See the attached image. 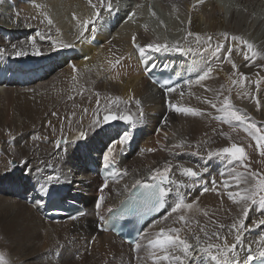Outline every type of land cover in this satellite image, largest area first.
Returning <instances> with one entry per match:
<instances>
[{
	"label": "bare ground",
	"instance_id": "1",
	"mask_svg": "<svg viewBox=\"0 0 264 264\" xmlns=\"http://www.w3.org/2000/svg\"><path fill=\"white\" fill-rule=\"evenodd\" d=\"M92 2L99 5V0ZM127 2L130 0H111V14L100 8L101 15L97 18L89 0H0V77L8 76L10 81L9 85L0 84V135H15V157L19 160L13 166L0 161V196H4L0 197V245L6 249L5 256L12 264H154L153 249L147 244L158 237L161 229L178 227L180 213L162 214L148 224L139 248H132L111 234L100 233L99 218L121 204L136 185L158 182L152 176L166 166L170 168V179L187 185L180 191L185 203L194 206L191 211L183 210L192 223L191 231L179 226L183 229L181 237L193 245L196 243L193 233L204 240L195 224L199 220V227L207 226L210 234L219 232L230 243L235 242V230L230 229L241 218V206L228 193L242 190L243 186L237 189L233 179L231 170L235 163L230 165L217 156H208L209 151L228 142L215 129L224 130L215 118L219 117V111L205 101L211 100L219 108L227 97L232 108L245 116L248 123L264 129V59L245 60L246 46L231 39L242 37L264 54V10L251 0L176 3L165 0L154 4L156 16L161 20L165 17L164 26L146 12L150 31L142 30L146 20L140 15L129 19L123 9L118 10L121 20L111 26L109 22L118 16L114 9ZM61 15L64 23L68 21L65 28H60ZM85 20H92L95 29L89 24L81 35ZM165 28L162 39L157 40L158 32ZM189 32L193 36L189 37ZM196 34L202 37L199 44L195 41ZM133 36L135 44L140 45L137 50ZM208 36L213 37L210 43L203 39ZM32 37L36 38L39 56L32 54ZM177 37L180 43L173 45ZM91 39L96 44H91ZM157 43L168 46L164 54V50L156 52L147 47ZM65 44L70 47H63ZM218 44L222 45L221 51L215 53ZM17 51L27 54L16 56ZM21 62L42 64L43 76L34 74L18 80L15 75L24 71L19 66ZM208 68L213 69L209 78L196 83ZM161 75H169L172 81H190L172 87L176 91L169 93L170 87L158 90L148 81L149 76ZM233 80L239 83L233 84ZM256 80H260L259 85L254 83ZM117 98L118 106L113 103ZM175 107H192L202 115L178 113ZM106 108L109 114L128 112L134 122L117 120L105 126L102 118ZM95 120L101 122L94 123ZM116 125L120 131L114 130ZM81 132L85 133L83 138ZM35 133L40 139L33 143L31 138ZM215 133L219 140L213 136ZM65 135L68 142L56 151L57 144L53 141L58 142ZM124 135L130 137L129 142L136 141L138 148L125 158L122 152L114 153L122 148L121 144L116 145L113 160L122 174L116 182L107 183L104 192H99L95 188L98 178L88 172L90 162H85L98 147L101 148L96 153L104 161L109 145ZM181 143L182 148L173 147ZM140 149L145 153H140ZM250 160L245 163L246 168L242 167L246 171L254 164ZM185 167L200 175L183 176L180 170ZM49 175L58 176L59 181L48 182ZM211 177H215V184ZM225 181L228 187H224ZM45 182L47 189L42 191L41 184ZM165 186L175 190V185ZM14 187L24 192L20 189L14 192ZM190 188L193 190L189 191ZM101 196L104 203L97 209ZM177 198L169 193L170 210ZM74 200L87 206L85 217L63 223L43 219L46 209ZM204 212L214 221L204 216ZM260 218L264 216L259 206L250 205L244 219L249 230L241 231L242 243L237 246L241 260L249 246L254 255L261 248L264 225L258 228L252 225ZM220 224L224 225L223 229L218 227ZM211 242L221 243L215 238ZM156 255H160L159 250ZM185 264L216 262L197 249Z\"/></svg>",
	"mask_w": 264,
	"mask_h": 264
},
{
	"label": "snow or ice",
	"instance_id": "2",
	"mask_svg": "<svg viewBox=\"0 0 264 264\" xmlns=\"http://www.w3.org/2000/svg\"><path fill=\"white\" fill-rule=\"evenodd\" d=\"M89 4L93 9H96L95 15L97 18L100 17V8H103L106 10L109 14H111L113 8L111 0H99V5L92 2V0H89ZM134 16L135 13H132ZM51 19H48V24H51ZM93 25V30L95 29V24L92 20H85L83 22V30L81 31V35H83V31L88 30V25ZM39 35V33H37ZM226 35V34H225ZM188 36H193V33L189 32ZM44 37L41 36V39ZM205 39L206 43H210L213 39L212 36H208ZM231 39L233 41H239L241 44L245 45L247 48V52L244 54L245 60H255L256 58L264 59V54L258 52L255 50L253 44L249 43L248 41L244 40L242 37L238 36H232ZM202 40V37L199 34L195 35V41L199 44V42ZM133 44L135 45L136 37H132ZM63 47H70V45H62ZM15 47V45L13 46ZM147 47L153 51L159 52L163 49H167V45H161V44H148ZM222 45H217L215 47V53H219L221 51ZM32 48H33V55H41L40 49L36 46V38L32 37ZM191 50V48H189ZM199 50V49H198ZM204 51H208V48H205ZM248 53L251 55L249 56ZM27 53L24 51H17L15 52L16 56H23ZM232 55L231 51L228 52V56L230 57ZM120 61L119 59L116 60V64H118ZM231 62V61H229ZM115 67V65H113ZM232 67L235 69L236 65L235 63H232ZM213 69L208 68L207 71H205L202 75L199 76L196 83H200L201 81H204L209 78L211 72ZM246 80L247 77H244ZM233 84L239 83V81L233 80ZM257 85H259L260 80L254 81ZM167 91L169 93L175 92V88H168ZM97 96H99V93H97ZM69 99H72V97H69ZM113 103L119 104V98H117L116 101H113ZM126 103V102H125ZM137 105L139 104L138 101H136ZM205 103H209L212 108L217 109L219 112L224 114V119L228 122L231 121H238L241 124L247 123V118L243 115H241L237 110H234L232 108V104L230 99L225 97L223 101L221 102L222 106L217 108V103L212 102L211 100L205 101ZM97 104H99V101H97ZM257 104H259V99L257 100ZM172 107V105H170ZM87 112V109L84 110ZM175 111L178 113H185V114H191L193 116H200L202 115V112L198 109L192 108V107H175ZM105 115L102 118V122L107 124L110 121L114 120H122L129 123H133V118L130 113L125 112L123 114H109L108 109H105ZM100 120H95L94 123H100ZM250 132V134L256 139L257 146L264 149V129L258 128L255 124H247V128ZM55 131V130H54ZM85 136L84 132L80 133V137L83 138ZM35 139H40V137H35ZM130 137L128 135H124L122 139L119 140V143L121 145L126 144L129 141ZM66 143V142H65ZM60 142H57V147H59ZM184 145L176 144L173 145L174 148H182ZM116 148V145L113 144L111 148L108 149V154L104 156V161L107 164L111 162L112 159H114V153L113 149ZM224 155L225 157H231L235 161L241 162V167H247L243 162L247 159L244 149L241 147H238L236 144H232L230 147H225L221 151L218 152H208V156H220ZM261 156H264V150L260 152ZM233 159H229L228 163L231 165L233 163ZM26 163V162H25ZM43 163V161H42ZM170 171L169 167H165L164 170L161 172L159 169L155 171V174L152 176V179L154 181H159L158 183L153 184H145L143 187L148 193L150 202L162 206L165 203V198L169 195V193H174L176 197H178V200L174 203V206L171 207L170 212L168 213L169 216H171L173 213H180V215L177 217V220L183 224L185 228H188L189 231H191L190 224L192 223L184 214L183 210L191 211L193 209V204L191 203H185V200L183 198V193L180 191V189L187 187L186 184L183 182L176 181L174 179H170L168 176V173ZM181 174L183 176L189 177V178H196L200 175L199 172L194 171L192 168H182ZM232 175L233 179L236 181V187L238 190L235 192H229V198L233 200V202L237 205H240V219L236 222H234L231 225V230H235V242L230 243L227 236H222L219 232H212L211 234L207 230V226L205 227H199L200 221H195V224L198 226V231L203 233L204 240L201 239L200 235H196L193 233V238L196 241L195 245L190 243L187 239L181 237V231L182 228L174 227L170 228L168 230L161 229L160 233L157 238L150 241V247L153 249V256H154V264H160V261L167 262V264H185V260L191 256L195 250H199L200 253L207 255L210 260L215 261L216 264H264V241H261V248L257 250L255 255L252 252L251 247L249 246V249L245 255V258L243 260L240 259L239 254L237 252V246L242 243L241 239V231H247L249 229L246 228L244 219L247 218L248 212L250 210V205H258L259 208L262 210V216H264V174L257 173V172H237L235 167L232 168ZM115 175V173H114ZM59 181L58 176H52L49 175L47 177V181ZM175 185V190L172 188H165L162 187V185ZM107 187V185H105ZM224 187H228L227 181L224 183ZM47 189V182L41 184V190L44 191ZM208 189H205L207 191ZM100 202L96 205L97 209H100L101 206L104 203V197L101 196L99 198ZM148 202V201H146ZM108 211H111V209H108ZM204 216H208V212L203 213ZM167 219V217H165ZM253 227H260V225H264V218H260L258 220H255L252 222ZM219 228L223 229L224 225L220 224L218 225ZM215 238L216 240L221 241V243H212L211 241ZM203 245V246H201ZM137 248L140 247L139 244L136 245ZM156 250H159L160 255H156ZM214 250V251H213ZM179 253V254H177ZM0 264H6L3 256H0Z\"/></svg>",
	"mask_w": 264,
	"mask_h": 264
},
{
	"label": "rangeland",
	"instance_id": "3",
	"mask_svg": "<svg viewBox=\"0 0 264 264\" xmlns=\"http://www.w3.org/2000/svg\"><path fill=\"white\" fill-rule=\"evenodd\" d=\"M173 1H176V0H170V2H173ZM61 3V5L63 4L62 2H60ZM60 5V6H61ZM262 12V11H261ZM260 12V13H261ZM259 13V14H260ZM55 15V14H54ZM55 17V16H54ZM57 18V17H56ZM63 18V15H61V19ZM161 17L159 16V18L156 16V22L160 25V26H164V23L166 22L165 21V17H164V19H160ZM64 20L65 19H62L61 21V25H60V28H65V25L67 26L68 25V21L66 22V23H64ZM178 20H179V24H180V22H181V19L180 18H178ZM72 22H73V20H72ZM73 23H75V22H73ZM76 24V23H75ZM61 26H63V27H61ZM75 26H78V25H75ZM181 28V27H180ZM69 29V28H68ZM72 32V31H71ZM181 35V34H180ZM173 38V37H172ZM179 40H180V37H177V39L175 40V41H173L172 42V44L174 45V44H176V43H180L179 42ZM176 42V43H175ZM162 50H164L163 52H162V54H164V52H165V50L166 49H162ZM155 55H157V54H155ZM110 113H112V112H110ZM114 114H116V113H114ZM217 114L219 115V117H215L216 118V121L219 123V124H223V127H224V130H221V127H216L215 129H216V131L217 132H222L225 136H226V140H227V142H228V144H226V145H224L223 147H221V148H214L213 149V151L212 152H218V151H221L223 148H225V147H230L232 144H236L238 147H241V148H243L244 149V152H245V155H246V157H247V159L243 162L244 164L245 163H247V162H249V160L250 159H252V160H250L251 162H253L254 164H253V166L251 167V169H248L247 171H251V172H257V173H261V174H264V157L263 156H261L260 155V152L262 151V150H264V149H262V148H260V147H258L257 146V141H256V139L250 134V132L248 131V130H246V128H247V124H251V123H248V121H247V123L246 124H241L240 122H238V121H231V122H228V121H226L223 117H222V113H220V112H217ZM221 122V123H220ZM225 125V126H224ZM230 128V129H229ZM226 129V130H225ZM35 131V130H34ZM33 131V132H34ZM64 134H67V133H65V132H63ZM38 133H35V134H33V137L31 138V141L33 142V143H35L36 141L38 142L39 141V139H35V137H38V135H37ZM37 135V136H36ZM13 136H15V135H13V134H10V133H5V135H0V161L3 163V164H5V165H7V166H9V164H10V166H13V165H16L18 162H19V160L15 157V148H17L16 147V145H15V142H16V140H17V138L16 137H13ZM65 136H67V135H65ZM213 136H215V137H217V139L219 140L220 139V136L219 135H217L216 133L215 134H213ZM233 139V140H232ZM211 142V141H210ZM254 144V146L255 147H253V144ZM57 144V142H54L53 141V144ZM213 143V139H212V142L210 143V145ZM61 146L59 145V147H57V145H56V151L58 150L59 151V148H60ZM248 147V148H247ZM256 147H257V149H256ZM5 150L7 151L8 150V154L5 152ZM246 150V151H245ZM247 152V153H246ZM114 153H120V150L118 149V150H115L114 151ZM252 153H254V154H252ZM142 154H144V153H142ZM252 154V155H251ZM256 155V156H255ZM215 156V155H214ZM218 157V159L219 160H221V161H223V162H225V163H228V160L229 159H233V158H231V157H225L223 154L222 155H220V156H217ZM251 157H254V158H251ZM263 157V158H262ZM257 159V160H256ZM24 161H22V163H23ZM255 162H257V163H255ZM233 163H235L234 165H236V166H234L235 167V169L236 170H239V171H246V169H244V168H242L241 167V162L240 161H235L234 159H233ZM258 163H260V164H258ZM260 166V167H259ZM212 180V181H211ZM17 181H19V180H17ZM210 181L213 183L214 182V184L216 183V180H215V177H211V179H210ZM12 183V182H11ZM202 189L203 190H205L206 189V187H202ZM190 190H193V188H190L189 189V191ZM203 192H205V191H203ZM0 197H2V198H4V196H0ZM210 217H211V219L214 221V218L212 217V216H208V218L210 219ZM210 219V221H212ZM180 225H183L182 223H178V227L180 226ZM2 246L0 245V256L1 255H3V258H4V260H5V262H6V264H12L10 261H8V259H7V257L5 256V253H6V249L5 248H1ZM3 251V252H2ZM2 253H4V254H2ZM10 262V263H9ZM128 262V261H127Z\"/></svg>",
	"mask_w": 264,
	"mask_h": 264
},
{
	"label": "water",
	"instance_id": "4",
	"mask_svg": "<svg viewBox=\"0 0 264 264\" xmlns=\"http://www.w3.org/2000/svg\"><path fill=\"white\" fill-rule=\"evenodd\" d=\"M116 121L117 120L110 121L109 123L105 124V126H110L111 124L115 123ZM58 142H60V145H65L68 142V138L66 136H64V137L60 138V140Z\"/></svg>",
	"mask_w": 264,
	"mask_h": 264
}]
</instances>
